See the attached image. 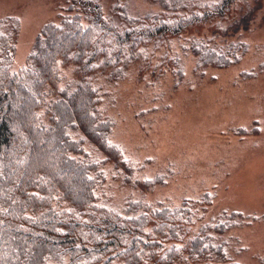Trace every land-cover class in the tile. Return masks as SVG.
<instances>
[{
	"label": "trees",
	"instance_id": "trees-1",
	"mask_svg": "<svg viewBox=\"0 0 264 264\" xmlns=\"http://www.w3.org/2000/svg\"><path fill=\"white\" fill-rule=\"evenodd\" d=\"M161 1L166 9L139 18L126 8L104 14L102 0H69L68 14L42 26L16 70L18 22L0 19V264L224 259L222 231L208 223L195 227L199 218L190 205L130 201L116 207L96 194L101 166L120 159L96 83L123 77L143 42L222 17L234 2ZM191 49L203 67L238 60L235 50L200 42Z\"/></svg>",
	"mask_w": 264,
	"mask_h": 264
},
{
	"label": "rangeland",
	"instance_id": "rangeland-1",
	"mask_svg": "<svg viewBox=\"0 0 264 264\" xmlns=\"http://www.w3.org/2000/svg\"><path fill=\"white\" fill-rule=\"evenodd\" d=\"M68 3L0 0V19L18 22L13 70L24 64L42 26L68 14ZM164 6L102 0L104 14L126 8L139 18ZM195 42L235 50L238 60L200 66L191 53ZM143 43L123 77L96 83L99 109L112 122L109 142L120 155L101 166L99 200L116 207L186 203L199 218L195 227L220 228L224 259L176 264H264V0H234L222 17Z\"/></svg>",
	"mask_w": 264,
	"mask_h": 264
}]
</instances>
